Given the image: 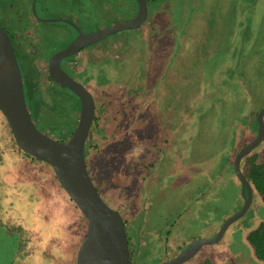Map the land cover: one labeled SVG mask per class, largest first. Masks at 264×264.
I'll use <instances>...</instances> for the list:
<instances>
[{
    "label": "rangeland",
    "instance_id": "rangeland-1",
    "mask_svg": "<svg viewBox=\"0 0 264 264\" xmlns=\"http://www.w3.org/2000/svg\"><path fill=\"white\" fill-rule=\"evenodd\" d=\"M104 1L39 0L36 9L41 18L70 19L85 33L129 20L135 12L132 0ZM30 2L18 0L12 8L9 3L3 6L2 0L0 20L3 17L7 23L10 15L17 17V40L29 44L26 50L44 74L45 110L55 114L51 90L60 88L49 82L48 68L38 51L44 47L42 54L51 56V51L70 43L78 32L63 21H38L31 14ZM150 13L140 28L112 34L74 59L83 69L84 80L91 71L96 73L95 84L88 89L100 118L86 144L88 169L102 197L127 220L135 264H161L174 258L191 241L211 238L227 216L237 211L235 197L243 195L233 187V180H239L236 173L234 179L215 184L223 166V141L213 140L209 119L223 121V114L231 113L237 101L245 121L234 160L257 136L255 118L264 105V32L257 31L264 29V0H161ZM14 25L3 23L11 32ZM180 29L185 51H180L179 64L178 49L176 60L171 53L177 45L172 37L181 36ZM151 62L158 65L159 76L150 68ZM234 63L238 71L227 74L228 92L223 89V78ZM138 67L144 79L133 87L140 77ZM101 69L111 74L112 81L101 80ZM72 114L75 123L65 128L66 135L53 130V138H70L79 110ZM42 121L37 124L41 130ZM215 150L219 153L214 162L206 161ZM255 153L263 162L264 145ZM261 221L264 201L256 194L249 211L220 241L203 246L183 264H204L210 251L216 264H261L244 238ZM86 232L87 219L52 167L19 150L0 117V264H77Z\"/></svg>",
    "mask_w": 264,
    "mask_h": 264
},
{
    "label": "water",
    "instance_id": "water-1",
    "mask_svg": "<svg viewBox=\"0 0 264 264\" xmlns=\"http://www.w3.org/2000/svg\"><path fill=\"white\" fill-rule=\"evenodd\" d=\"M135 1L138 9L131 19L85 33L70 19L39 17L37 0H32V10L37 20L63 21L78 32L70 43L49 57L47 66L49 79L61 88L71 90L80 99L78 122L66 141L53 138L34 121L27 104L23 74L14 44L0 23V112L5 117L17 146L52 167L62 188L87 219V232L78 249L77 264H133V260L125 220L121 212L102 197L88 169L85 150L96 116L95 98L81 81L76 80L62 67V62L112 34L141 27L149 15L148 0ZM257 122V136L239 150L233 162L242 186L243 206L223 222L214 237L191 241L177 256L161 264L187 262L203 246L220 241L228 228L249 211L254 190L241 168V162L264 140V107L257 114Z\"/></svg>",
    "mask_w": 264,
    "mask_h": 264
},
{
    "label": "trees",
    "instance_id": "trees-1",
    "mask_svg": "<svg viewBox=\"0 0 264 264\" xmlns=\"http://www.w3.org/2000/svg\"><path fill=\"white\" fill-rule=\"evenodd\" d=\"M99 1H100V3L105 2L104 0H99ZM132 1L135 5V12L132 14V17H133L136 14L138 6H137V3L135 0H132ZM159 1H161V0H148L149 15L151 14L150 8L158 5ZM38 2H39V0H37L36 6H37ZM8 3L10 4V7L14 8L18 4V0H4L3 6L5 4H8ZM1 4H2V0H0V11L3 7V6H1ZM119 8L121 9L122 7L119 6ZM30 9H31L30 10L31 14L33 16H35L33 13V10H32V0L30 2ZM17 12H18V14H20L19 13L20 9ZM8 14L10 15V10H8ZM9 17L10 18L6 24L11 25L14 22L15 25L12 28L13 32L8 31L7 29H6V31L9 33V35L12 39V42L14 44V47H15L17 58H18V61L20 64L22 74H23V80H24V86H25V96H26L27 104H28L29 110L31 112V115H32L34 121L36 122V124H38L39 121L43 120L41 124H44L45 126L43 125L42 131L49 132L51 136H52V133L54 131H58L59 133L61 132V134H63V132H64V135H66L65 128L67 129L68 125L71 126L75 123V116L72 114V112L79 110L80 99L71 90H69L67 88L62 89L56 83L52 82L49 79V76L47 74V78H48L50 83L55 84L58 88H60L62 90H66L68 93L65 94L60 89L56 90V91L51 90L52 98L54 101V106L51 109L55 110L54 111L55 114L50 113L48 110H45V107H47L48 104H46L45 101L43 100V95H42V90H41V80H42L44 74H43V72L38 70L37 65H36V61L31 56L30 52H27L26 47L29 44H25V42H23V41L19 42V40H17L18 39L17 37H19V35L16 34V31L18 29V26L16 27V25L19 22L17 17H13L11 15ZM21 18H22L21 20L24 19L22 22L25 23L26 17H25L24 13H23V16ZM35 18H36V16H35ZM10 20H12L13 22ZM0 23L3 25V21L0 20ZM28 24H29V22L26 24L25 27H27ZM24 30H25L24 28H23V31L20 29V31H22V32H24ZM247 31H249L248 28L246 29V32ZM257 31L264 32V29L262 27V29H259ZM261 44H264V41L261 42ZM41 45H42V42L41 43L39 42V47H41ZM53 52L54 51H51L50 54H52ZM49 56L50 55L41 58V61H42L45 68H47V66H48ZM76 56L77 55L65 58L62 62V67L65 70H67V72L71 76H73L76 80L81 81L87 88H91L90 86L91 85L93 86L95 84V82H94V84L92 83V77L96 76V73H92V71H91V73L88 74L87 80H84L83 77L81 78L83 69L81 68L80 64L74 62V59ZM139 56H141L140 53H139ZM138 59H139V57H138ZM137 63H138V61H137ZM141 64H142V62H141ZM107 65H108V63L106 64V66ZM142 66H144V64H142ZM151 66H155V64L153 63V64H151ZM138 71H139L140 77L137 81H134V83H136V84L131 85L133 87H137L136 85L140 86L141 82H143L142 80L144 79V71L140 67H138ZM154 72H156V71L154 70ZM84 73L86 74V72H84ZM100 78L103 82L112 81L111 80V78H112L111 74L104 72L102 69H101ZM139 80H140V82H139ZM116 81H117V79H116ZM151 82H153V80H151ZM94 88H96V87L94 86ZM94 88H93V90H94ZM96 92L97 93H104L103 90H97ZM61 105L62 106L65 105L66 107L64 109H61ZM263 107H264V105L259 106V110H261ZM0 117L2 118L3 122L7 125L10 133H12L5 117L1 114V112H0ZM45 117H52V119L46 121ZM67 118H68V120H67ZM99 118H100V116H99V113H97V108H96V116H95V119H94L90 133L93 132L94 127L98 126L97 123L99 121ZM68 121H69V123H67ZM255 122H256V126H257L258 125L257 117L255 118ZM49 133H47V134H49ZM66 138H67V136H65L59 140L60 141H66ZM263 145H264V140L262 141V143L257 148H255L251 153H249L248 155H246L242 159L241 168H242L244 174L246 175V177L248 178V180L250 181V183L253 187L254 196L257 194L264 201V161L259 162L258 161V155L255 153V150H257L258 148H260ZM18 149L21 150L19 147H18ZM95 149H96V147H95ZM21 151H23V150H21ZM85 155H86L87 163H89V152L87 151V149L85 150ZM32 158H34V157H32ZM89 172L93 178V181H94L96 187L99 190V187H98L97 183L95 182L94 175L92 174L90 169H89ZM243 202H244V198H243ZM125 223L127 224V220H125ZM128 238H129L130 248L132 249V239H131V236L129 233H128ZM247 241L253 247L255 259L257 261L261 262V264H264V221H261V223L258 225V227L254 228L253 230H251L248 233ZM131 254H132L133 264H135L134 253L132 250H131ZM204 264H214V263L209 258H207L204 261Z\"/></svg>",
    "mask_w": 264,
    "mask_h": 264
},
{
    "label": "crops",
    "instance_id": "crops-1",
    "mask_svg": "<svg viewBox=\"0 0 264 264\" xmlns=\"http://www.w3.org/2000/svg\"><path fill=\"white\" fill-rule=\"evenodd\" d=\"M177 31H178V34H181V36H179V37H172V38H175V40L173 41V43L176 42L177 45H175V47H173L174 50H173V53H171V54H173V56L171 55V58H173L174 60H176L174 56H176V53L175 52L178 49V55H179L178 63H179V61H180V51L181 52L182 51H185V48H184V46L182 44L183 43V40L181 39V37H182L181 29L180 30H177ZM154 42L155 41H153V43ZM240 42H241V40H240ZM154 51H156V50H154ZM184 57H185V55H184ZM212 58H215V56H212ZM237 61H238V59H237ZM223 64H225V62H223ZM157 66L158 65L150 66V68H152L153 70H155L156 71L155 73L158 75L161 72L156 70ZM179 67H180V65H179ZM236 69H238V68H237V65L234 63V66L232 68H230V71H228V73H227V70H225V78H223V89L227 90L228 92L231 91V84L228 83L229 77H228L227 74H229V75H235L236 73H234V72L238 71ZM165 74H167V73H165ZM158 80L159 79L156 78L155 82H157ZM216 88H217V86H216ZM236 88H238V87H236ZM236 88L234 87L235 90H237ZM158 89H159V86H158ZM165 89H167V87H165ZM201 90L210 91L211 90V87H206V88L203 87V88H201ZM223 92H224V90H223ZM223 94H226V92H224ZM229 97L232 98L231 95H229ZM226 102L227 101H225V99L223 98V107L225 106ZM244 121H245V118L242 117L241 115H239L237 101H234L233 102L231 113H229V114H223V121L219 120V117H213V118H210L209 119V122L212 124L211 125V131L213 133V136L216 138V139H213V140H217V138H218L219 140L223 141V158L221 160L223 162V166H222V169H221V173L219 175H217V179L215 181V184L221 183V181H223V183H224L225 182V179L226 180H230V179H234L233 177H236L235 176V173H234L235 170H234V164H233V162H234L233 155L235 154L236 148L241 143L242 138H243V127H242V125H243V122ZM183 123H185V121ZM220 123H223V127L219 126ZM181 128L183 130L186 127L184 125H182ZM221 129L223 130V134H221ZM218 153L219 152L216 151V150L213 151L212 154H211L212 157L210 156L206 161H208V162H214L215 155H218ZM210 170H211V168H210ZM237 181L238 182H236V180H233V182H232L233 183V187L235 189L236 188H239V193L242 195V186L239 183V180H237ZM216 189L217 188H214V189H212V191H214ZM234 202H235V206H236L237 211H233V212L236 213V212H238L240 210V208L243 205V196H241V199H238L237 197H235ZM233 212L231 214H235ZM227 217H229V216H227ZM219 229L220 228H218V231H219ZM216 234H217V232H216ZM216 234L212 235L211 237H214ZM247 235H248V233H245L244 234V238L246 240H247ZM185 244H187V243H185ZM253 254H254V251H253ZM208 258L214 264H216L215 259H214V254L212 253V251H210V255H209Z\"/></svg>",
    "mask_w": 264,
    "mask_h": 264
},
{
    "label": "flooded vegetation",
    "instance_id": "flooded-vegetation-1",
    "mask_svg": "<svg viewBox=\"0 0 264 264\" xmlns=\"http://www.w3.org/2000/svg\"><path fill=\"white\" fill-rule=\"evenodd\" d=\"M2 17V16H1ZM2 20H3V23H5L6 24V20H5V18H3L2 17ZM8 25V24H7ZM5 28V27H4ZM6 29V28H5ZM77 35H78V33H77ZM18 42V41H17ZM19 43V42H18ZM67 44H65L64 46H62L60 49H62V48H64L65 46H66ZM44 48V47H43ZM43 48H41L39 51H38V53L42 56V57H46V56H44L43 54H42V52H43ZM87 48V47H86ZM84 50V49H83ZM82 50V51H83ZM56 51V50H55ZM55 51L53 52V53H55ZM58 51V50H57ZM52 53V54H53ZM51 54V55H52ZM50 57V56H49ZM22 252H23V249H22ZM40 261H43L41 258H38ZM50 262V261H49ZM51 263V262H50Z\"/></svg>",
    "mask_w": 264,
    "mask_h": 264
}]
</instances>
